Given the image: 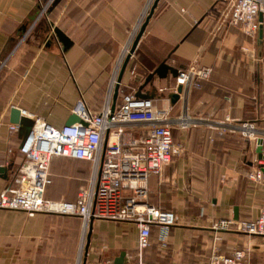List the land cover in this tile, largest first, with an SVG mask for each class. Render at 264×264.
Listing matches in <instances>:
<instances>
[{
    "label": "crops",
    "instance_id": "0c3cea01",
    "mask_svg": "<svg viewBox=\"0 0 264 264\" xmlns=\"http://www.w3.org/2000/svg\"><path fill=\"white\" fill-rule=\"evenodd\" d=\"M46 1L0 0V165H10L8 177L0 175V187L20 160L15 151L18 131L9 135L7 130L12 106L59 127L79 98L99 111L106 102L114 106L122 92L136 94L162 61L176 68L198 63L213 67L211 77L175 102L167 88L176 76L170 71L162 77L155 73L141 90L157 107L171 105L166 122L181 145L162 174L150 178L148 194L149 202L172 209L177 222L169 228L165 244L158 239L159 227L152 226L143 259L188 264L184 245L196 242L199 232L215 220L256 218L264 185L248 173L260 158L258 138L264 139V54L259 59L257 38L231 22L233 0H158L122 72L116 97L111 79L118 78L124 49L130 48L135 35L130 36L136 27L137 33L149 0H54L53 11L43 13ZM243 47L255 49L256 55ZM181 117L188 119L184 127ZM246 121L255 123L257 138L243 133ZM125 127L136 136L147 130L143 122ZM50 173L44 196L73 201L79 188L88 184L92 165L55 155ZM117 222L88 223L87 262L114 264L123 252L117 264H134L137 229L133 223ZM227 233L225 255L246 246L238 242L248 234ZM82 239L79 215H28L0 208V264H77L83 247L85 251ZM166 244L165 260L160 252ZM196 254L204 253L199 249Z\"/></svg>",
    "mask_w": 264,
    "mask_h": 264
},
{
    "label": "built area",
    "instance_id": "2783aa9c",
    "mask_svg": "<svg viewBox=\"0 0 264 264\" xmlns=\"http://www.w3.org/2000/svg\"><path fill=\"white\" fill-rule=\"evenodd\" d=\"M151 2L146 5L138 26ZM231 22L248 36L257 38L260 23L264 31V0H233ZM243 48L256 55L255 49ZM128 51L127 46L123 54ZM212 73L211 65L189 63L177 68L175 80L167 88L182 96L200 86ZM116 82L113 76L110 87ZM170 110L171 105L157 107L154 98L141 97L133 91L122 92L113 107L106 102L99 111L89 109L79 98L73 113L80 120L59 127L20 108L21 115L34 122L24 142L21 144L19 139L16 146L20 160L9 181L0 187V208L20 209L28 215L39 211L77 214L82 219L83 230L94 219L133 223L137 229L138 264H155L143 259L144 250L150 244L152 226L159 227L158 239L165 244L169 228L177 222L172 209H161L148 201L150 178L159 177L173 156L181 151V145L173 139L171 125L166 122ZM180 120L181 126L187 125V118ZM136 122L147 124V130L137 136L125 127L126 123ZM18 128L17 122L7 123L9 135ZM242 131L249 137H258L254 122H244ZM55 155L85 159L92 165L88 184L79 188L73 201L44 196L51 182L50 162ZM248 175L264 185V157L258 159L257 166ZM212 226L218 231L264 236V201L256 218L225 217L215 220ZM216 238L221 239V236ZM81 252L77 264H82ZM249 254L250 247L234 248L231 255H225L215 246L209 264H250Z\"/></svg>",
    "mask_w": 264,
    "mask_h": 264
},
{
    "label": "water",
    "instance_id": "95a60500",
    "mask_svg": "<svg viewBox=\"0 0 264 264\" xmlns=\"http://www.w3.org/2000/svg\"><path fill=\"white\" fill-rule=\"evenodd\" d=\"M158 0H153V3L151 4L149 11L147 13V15L145 16L143 22L141 23L137 33L135 34V37L132 41V44L129 48V51L127 52L125 59L122 63L121 69H120V73L118 75L117 78V82L115 85V89H114V97H116V94L118 92V85H119V81L122 75V72L126 66V63L131 55V53L133 52V50L135 49L138 40L140 38V36L142 35L146 24L150 18V16L153 13V10L157 4ZM262 19V17L260 16V20ZM257 48H258V57L259 59H261L263 57L264 54V31H263V25L262 23H260L259 26V30H258V35H257ZM261 62V60H260ZM167 71H170L174 76L177 74V68L176 67H172L170 64H168L166 61H162L159 63V65L154 69V71L150 72L147 77L145 78L144 82L142 83V85L139 86L138 91L136 93V95L141 96V97H147L148 95L145 93H142L141 90L143 88V86L149 82V80L151 79V77L156 73L157 75H159L160 77L164 76L166 74ZM178 91H180L181 86H179ZM170 97H171V101L175 102L176 100H178L179 98V94L177 92H171L170 93ZM113 107V106H112ZM10 121L11 122H17L19 123V128H18V135L21 139V144L24 142V140L26 139V137L28 136L31 127L33 125V119H29L27 117H23V115H21V111L20 108L17 106H12L10 108ZM80 120L78 115L76 113H72L69 115L68 119L66 120L65 124H69L71 122ZM263 137H259L258 138V152L260 157H264V152L262 150V145H263ZM10 165L6 166V165H0V175L3 176L4 178L8 177V169H9ZM89 234H90V230H89ZM88 243H89V235L87 237V243L85 246V251H84V256L82 259V264H98L96 262H87V253H88ZM122 255L123 252H121L119 257H116L114 260V264H117L118 262H120V260L122 259Z\"/></svg>",
    "mask_w": 264,
    "mask_h": 264
},
{
    "label": "rangeland",
    "instance_id": "374dc122",
    "mask_svg": "<svg viewBox=\"0 0 264 264\" xmlns=\"http://www.w3.org/2000/svg\"><path fill=\"white\" fill-rule=\"evenodd\" d=\"M54 8V0H48L43 3V6L41 8V11L43 13L53 11ZM120 222V221H118ZM117 222V223H118ZM205 230L200 231L198 238L196 242L189 241V244L184 245L185 250V256L183 259H187L188 264H207L211 260V256L213 253V249L215 246H219L221 251L224 246V243L226 242V239L228 237L229 230H221L218 231L213 226L204 228ZM88 228H86V234H87ZM85 229L83 230V239L81 242V247L85 245L86 243V236L84 239ZM246 234V233H245ZM217 236H221V239H217ZM238 242L239 246L246 245L245 247H250V254H249V263L250 264H264V236H257V235H246V238L244 240H239ZM163 246H161L162 248ZM202 250L204 254H196L197 250ZM168 250H167V244L165 245L162 252V255L164 256V259L168 257ZM84 253V247L81 252V257L83 258ZM134 264H138V257H137V248H135V258H134Z\"/></svg>",
    "mask_w": 264,
    "mask_h": 264
},
{
    "label": "trees",
    "instance_id": "16d2710c",
    "mask_svg": "<svg viewBox=\"0 0 264 264\" xmlns=\"http://www.w3.org/2000/svg\"><path fill=\"white\" fill-rule=\"evenodd\" d=\"M60 156H63V155H60ZM68 157H70V156H68ZM51 181H52V178H51ZM50 183H51V182H50ZM50 183H49V184H50ZM64 214H66V213H64ZM75 215H77V214H75Z\"/></svg>",
    "mask_w": 264,
    "mask_h": 264
}]
</instances>
